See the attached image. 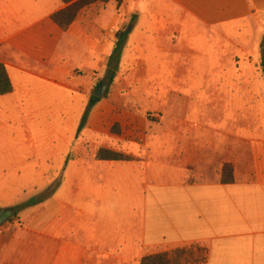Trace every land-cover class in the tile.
<instances>
[{"label":"crops","instance_id":"crops-1","mask_svg":"<svg viewBox=\"0 0 264 264\" xmlns=\"http://www.w3.org/2000/svg\"><path fill=\"white\" fill-rule=\"evenodd\" d=\"M66 6L0 0L13 87L0 96V264H140L190 244L206 249L199 264H264V0L94 2L63 30L52 15ZM130 21L135 77L102 83L78 131ZM207 86L231 92L211 113L169 107ZM100 148L131 160H96Z\"/></svg>","mask_w":264,"mask_h":264},{"label":"trees","instance_id":"trees-1","mask_svg":"<svg viewBox=\"0 0 264 264\" xmlns=\"http://www.w3.org/2000/svg\"><path fill=\"white\" fill-rule=\"evenodd\" d=\"M67 6L52 15L53 21L59 25L63 30H66L69 25L76 19L79 11L94 2H108L111 0H61ZM116 2L117 6L121 4L122 0H113ZM127 31H119L116 33V41L111 55L109 56L107 62V72L106 77L108 82L111 83L118 71V64L120 59L121 48L126 40ZM261 66L264 75V58L261 60ZM99 87V85H97ZM13 87L10 79L7 75L5 67L0 64V96L12 92ZM100 98L92 96L85 112L81 118V122L78 127L80 131L85 123L87 114L90 108L98 101ZM96 160H113V161H129L131 158L129 156L123 155L121 153L100 148L95 154ZM221 182L232 181V167L231 165L224 164L221 172ZM35 201L30 200L27 204L34 203ZM206 261V249L200 247L196 244H190L182 247H177L175 249L160 252L152 255H145L141 258L140 264H199Z\"/></svg>","mask_w":264,"mask_h":264},{"label":"rangeland","instance_id":"rangeland-1","mask_svg":"<svg viewBox=\"0 0 264 264\" xmlns=\"http://www.w3.org/2000/svg\"><path fill=\"white\" fill-rule=\"evenodd\" d=\"M132 23H133V21L132 22L130 21L128 24L126 23L120 31H124V30L127 31L129 26L132 27ZM127 36H126V40L124 41V44L121 48V52H120L121 54H120V59H119V64H118V71H117V74H119L120 77H122L125 81H127V80L129 81V80L134 79V77H135L134 75L136 74V71L134 69L137 68V61H138V58L132 49L133 38L131 37V38L127 39ZM262 44H264V41L261 42L260 46H262ZM257 51H259L260 54L264 53V49L262 47L257 48ZM108 59H109V57H108ZM142 74L144 76V73L141 72L140 75H142ZM98 78H100L103 81L99 84V87H97L95 85V87H94L95 90L100 88L102 83L108 82L106 75L99 74ZM87 80H88V75H87ZM226 90L227 89H225V90L214 89V88L207 86V87H201V88H191V90L187 91L188 95L183 94V93H173L171 95V98H170L171 103H170L169 107L172 104L173 108L175 107V109H174L175 113H178V111L180 112V106H182V103L185 102L187 99L189 100L190 98H192L193 100H197L199 102L204 100L201 108H203L204 111H207V113H211L212 108H211V105H209V102H210L209 98H211V96H214L217 94L218 95L219 94L224 95L225 97H228L229 93H231V92H227ZM262 90H263V87H262ZM106 94H107V90L105 91V93L102 94L101 97L106 96ZM185 97H187V98H185ZM162 169H163V167H159V168H157V171L162 170ZM33 199L34 198H31V199L27 200V202L28 201L30 202V200H33ZM27 202H25V205H28Z\"/></svg>","mask_w":264,"mask_h":264},{"label":"water","instance_id":"water-1","mask_svg":"<svg viewBox=\"0 0 264 264\" xmlns=\"http://www.w3.org/2000/svg\"><path fill=\"white\" fill-rule=\"evenodd\" d=\"M130 31V29L128 28L127 29V32H129ZM105 89H106V85L105 84H103L95 93H94V95H95V97H98V98H100L101 96H102V94L104 93V91H105ZM9 216V212H5V213H3L1 216H0V224L1 223H3L6 219H7V217Z\"/></svg>","mask_w":264,"mask_h":264}]
</instances>
